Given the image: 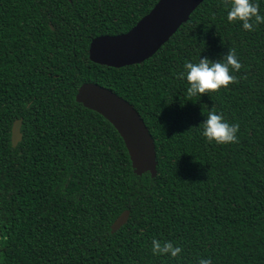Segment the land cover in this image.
Instances as JSON below:
<instances>
[{
    "label": "trees",
    "instance_id": "trees-1",
    "mask_svg": "<svg viewBox=\"0 0 264 264\" xmlns=\"http://www.w3.org/2000/svg\"><path fill=\"white\" fill-rule=\"evenodd\" d=\"M156 2L0 0V264H264V23L246 31L227 21L230 0H203L143 62L88 59L93 37L126 32ZM233 51L234 83L187 95L185 62ZM84 82L140 114L155 177L134 174L115 128L75 101ZM209 111L239 124L236 143L201 135ZM153 239L181 252L153 255Z\"/></svg>",
    "mask_w": 264,
    "mask_h": 264
},
{
    "label": "water",
    "instance_id": "water-1",
    "mask_svg": "<svg viewBox=\"0 0 264 264\" xmlns=\"http://www.w3.org/2000/svg\"><path fill=\"white\" fill-rule=\"evenodd\" d=\"M203 0H157L154 6L134 26L120 34H102L91 39L88 59L93 63L120 68L139 64L150 58L185 23ZM75 101L105 118L122 138L134 174H157L155 144L143 119L134 107L109 88L93 82L82 83ZM22 119L11 127V144L21 140ZM123 210L112 222L111 232L117 231L128 219Z\"/></svg>",
    "mask_w": 264,
    "mask_h": 264
},
{
    "label": "clouds",
    "instance_id": "clouds-1",
    "mask_svg": "<svg viewBox=\"0 0 264 264\" xmlns=\"http://www.w3.org/2000/svg\"><path fill=\"white\" fill-rule=\"evenodd\" d=\"M226 19L229 23L239 21L246 31H252L258 24L264 23V16L260 14L259 5L254 0H230ZM241 69L235 52H227L222 59L212 60L208 57H199L198 62L187 61L179 73L181 79L187 82L188 96L207 94L217 91L221 87L227 88L235 82V75ZM239 124L229 123L224 117L214 111H209L203 120L201 135L208 142L216 144H230L237 142ZM153 255H168L177 257L181 248L171 242L163 243L157 239L151 242ZM198 264H212L211 260L202 258Z\"/></svg>",
    "mask_w": 264,
    "mask_h": 264
}]
</instances>
